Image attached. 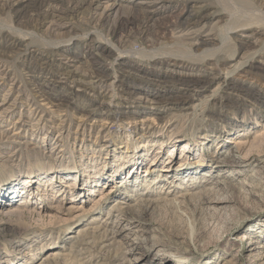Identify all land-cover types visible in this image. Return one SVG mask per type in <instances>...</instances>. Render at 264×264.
<instances>
[{
  "label": "rangeland",
  "instance_id": "374dc122",
  "mask_svg": "<svg viewBox=\"0 0 264 264\" xmlns=\"http://www.w3.org/2000/svg\"><path fill=\"white\" fill-rule=\"evenodd\" d=\"M1 1L5 2V0ZM137 1L98 0L96 7L89 10L86 6L88 4H81L77 6V11L73 12V15L67 16L65 21L68 27L54 32L46 24L21 20L0 6V101L7 97V93L10 95L8 103L16 99V109L11 112L15 119L18 115L24 114L26 117L24 120L30 121L34 118L37 121L38 117L43 115L46 125L55 127L53 130L46 128L44 143L51 141L53 143L55 138L59 137L61 144V151L59 152L58 148L55 151L58 154L50 155L48 148L42 149L44 143L40 149L37 147L44 131L38 136L36 134L31 136V132L28 131L25 137L22 135L23 137L16 142H11L0 135V264H127V257L130 256L125 252L127 247L118 240L109 247H103L102 238H99L102 236L100 233L102 229L116 230V224L124 222V211L117 206L134 204L139 198L163 197V190L161 192L159 183L150 184L153 185L151 188L145 184L132 193L128 189H123L125 185L123 182L133 174V161L127 156L129 153L119 152V145L123 146L127 143L131 151L136 144L138 151L136 156L141 154L145 156L147 153L145 160L140 162L139 159L136 175L150 180L161 168L173 173L175 168L188 166L191 167V171H197L196 176L200 177L203 175L202 171L211 168L209 174L212 173L213 179L218 178L217 172L225 166L209 167L211 164L209 157L230 149L235 150V146H239L237 148L240 157L244 156L246 159L244 173L231 178L233 183L246 177L251 171L258 176L257 173L264 170V167L260 170V166H264V107H258L250 96H241L238 93L233 95V98L238 99V102L233 104L235 106L213 103L214 99L224 100V97L232 92L228 85V81L231 80L248 88L255 87L264 97V64H260L261 61L264 62V35L254 46L248 47L241 43V35L247 33L244 29L264 26V0H194L198 1L196 3L192 0H168L170 3L164 6L166 9L159 12L157 24L146 38L152 41L147 42L137 38L134 34L136 32H133V39L122 47L119 45L122 39L119 26L123 19L132 17V9L136 7ZM199 1L200 4L210 5L211 7L208 8L216 14L205 20V23L202 21L195 28L203 27L204 33L216 34L214 35L216 38L211 46L199 45L193 48L181 42L183 40L177 37V30H173L171 24L184 11L185 5L190 3L194 6L200 5ZM113 2L117 5L106 12L105 7ZM196 6L192 9L199 11ZM93 41L109 50L103 61L108 68L105 87H102V81L92 82L95 78L91 75L87 67L89 61L83 54L86 44ZM121 52L123 56L129 57L132 63L147 67L153 70V73L155 70V72L176 73L185 67L196 73L200 70L214 74L216 72V79L204 88L200 95H194L185 106V110L171 109L172 106L168 105L159 113L146 114L139 109L127 108L134 98L125 94L118 86L121 82L117 81L120 80L118 76L123 74L119 73L117 65V54ZM73 55L78 56V61L69 62L68 59ZM169 55L182 57L185 61L169 59ZM162 56L163 58H158ZM65 63H69L70 66ZM65 68L70 72L86 75L88 88L72 84L69 78L65 79L68 82L64 85H59L55 81H44L48 77L55 78L53 74L61 77ZM142 81L146 82V80ZM135 82H137L136 78ZM134 84L137 83L128 85ZM42 91L49 93L48 96L46 95V100L39 98ZM190 93L192 96L196 92L190 91ZM54 98L60 101H55ZM49 99H52V103L48 102ZM142 100L146 103L144 98ZM101 102L116 105L122 103L127 108H123V111L138 110V112L132 116L134 118L132 124H110L108 129L102 131V138L97 139L101 123L103 127L107 120L106 115L96 110V104ZM89 104L91 105L87 106ZM5 107L3 105L2 108ZM211 110L214 112L212 113ZM214 113L222 115V120L220 121ZM231 120L236 121L238 127L227 133L229 129L227 123ZM241 122L245 123L244 128H241ZM169 123L176 124L175 128L165 131ZM204 123H208L206 126L209 129L217 128L212 136L203 138L205 133L203 131V134L196 135L193 140H187V135L191 136L192 131ZM133 124L135 128H132ZM146 125L158 126L160 129L156 130L153 136L162 134L161 136L167 141L162 145L158 141L147 142L150 136L146 133L147 129H144ZM224 125L226 128H221ZM223 130L224 134L218 132ZM124 131L130 137L123 135ZM107 133L114 136L112 143L107 142ZM217 134H220V137L216 139ZM170 135L177 137L174 139V144H169ZM118 139L122 141L121 144H118ZM199 141L204 144H199ZM185 145L188 146L187 152L182 150ZM146 148L148 151L143 150ZM99 150L101 156L96 160L98 167H95L97 165L92 159L93 156H99ZM245 155L252 156L249 158ZM154 156L156 158L153 159ZM124 159L128 162L124 169L122 165L119 167L122 170L119 176L114 175L115 171L110 172ZM151 159L154 160L155 165L151 166ZM258 159L262 163H257ZM92 163L94 166L91 167ZM198 164L200 168L197 167ZM255 164L260 165L255 166ZM75 168L76 172L71 171ZM89 168L92 171H89ZM64 171L69 172L65 174ZM28 172L35 175L42 172L50 179V185L43 190L38 181L28 182L30 178H25ZM261 177L262 184L257 191L255 190L254 196L244 195L237 189L231 191L234 204L227 208L226 221L206 209L204 206L206 197L197 193L200 190L195 185L188 191L191 195L182 204L171 203L172 195H168V200L154 201L152 207L138 218L143 222L141 239L147 241L143 250L148 252V258H143L136 264H173L177 262V258H187L188 264H222L226 258L235 253L239 254L237 264H254L250 263L254 260L249 256L245 257L244 246L232 244L231 237L245 232L251 233L249 229L260 233V228H263L264 171ZM60 179L63 182H57ZM25 181L27 183L24 184ZM128 181L125 182L127 185ZM195 181L199 180L195 179ZM94 184L95 186H92ZM175 186L180 190L179 183ZM149 189L153 191L148 193ZM123 190L125 192L121 195ZM58 191L60 195L56 194ZM123 196L125 199L122 200ZM71 205L76 206L75 210L69 208ZM12 207L18 211L12 210ZM247 224L249 228L246 230ZM97 226L99 228L94 229L95 232L91 230L93 236L77 233L79 229ZM129 231L127 229L126 233ZM259 238L261 239V235ZM54 251L58 252H55L54 258L45 256Z\"/></svg>",
  "mask_w": 264,
  "mask_h": 264
},
{
  "label": "bare ground",
  "instance_id": "6f19581e",
  "mask_svg": "<svg viewBox=\"0 0 264 264\" xmlns=\"http://www.w3.org/2000/svg\"><path fill=\"white\" fill-rule=\"evenodd\" d=\"M76 1L77 0H68V1H66V0H5V2H2L0 0V6H3L4 8H6L5 10H9L13 16L20 18L21 20L32 21L36 24H43V25L46 24V25H48L49 29H52L54 32V31H58V30H61L63 28L68 27L67 21H65V20H66L67 16L73 15V12L77 11V6H80L81 4H88L86 6H88L87 8L89 10V8H93L95 5H97L96 3L98 2V0H79V1H77L79 3H77ZM192 1H194V0H192ZM196 2H198V1H196ZM196 2L194 1V3H196ZM74 3H75V5H74ZM169 3L170 2H168V0H138L136 2V7L132 9V11H133L132 17L127 18V19H123L121 21L122 23L119 27L122 31V34L120 35L122 39H120L119 45L124 47L128 43H130L129 40L133 39V32H136L134 34L137 35V38H142L143 40H145L147 42H151L152 40L149 41L146 38H148V36L150 35L149 33L155 27V24H157L156 22L158 21L159 12L164 8L166 9V7H164V6H166V4H169ZM200 3H201V1H199V4ZM53 4H55V5H53ZM71 5H74V6H71ZM115 5H117V3H115V2L108 4L105 7V11L107 12V11L111 10L112 8H114ZM196 5L195 6L197 7V9L199 11H194L192 9L193 7H195L193 5V3L185 5L186 8L185 9L183 8L184 11L176 17L175 21H173L172 24L170 23L171 27H173V30H175V31L177 30L176 35L178 38H181L183 40V41H181L179 39L181 42H183V44H187L193 48L196 46H199V45L211 46L212 45L211 43L214 42V40L216 38V36L214 38V35H216V34L213 35V33H211V32L204 33V31L202 30L203 27H200V28H195V27L199 23H201L202 21H204V23H205V20H208L210 17H212L213 14H216V13H214V11H211L210 8H208V6H210V5H205V4H200V5L196 4ZM217 11L218 10L216 9V12ZM217 15H218V13H217ZM117 26H118V24H117ZM246 27H249V26H246ZM244 30H247L246 31L247 33L241 35V37H242L241 43L245 46H248V47L256 45V41L259 40V38L264 35V26L258 25V26L252 27L251 29L247 28ZM88 41H90V40H88ZM84 44H86V43H84ZM84 48H85V50H84L83 54L85 55V58H87V60L89 61L87 67L90 70L91 75H93V78H95V81H92V82L100 83L102 81V87H105L106 81L108 78V74H107L108 68L105 66L103 61H104L105 55L109 52V50L102 47V45H100L94 41L88 42ZM77 57L78 56L73 55L71 58L68 59V61L69 62L70 61H78ZM168 57H169V59H173V60H184V59H182V57H179V56L169 55ZM171 57H173V58H171ZM128 58L129 57H127V56H123L122 52L117 54V65L119 68L118 70H119V73H121V74L123 73L122 75L118 76V78L120 80H117V81L118 82L121 81L118 84V86H119L121 91H124L125 94H127L128 96H131V97L133 96V98H134L132 101L129 102L130 104H128V102H126L128 104L127 108L139 109L140 112H145L146 114L150 113V114L154 115L156 113H159L161 110L166 109L165 107L168 105L172 106L171 109L185 110L186 109L185 106L191 101V99H193V96L194 95H196V96L200 95V93L203 92L204 88H206L210 83H212L214 79H216V75H215L216 72L214 74L211 72H205L204 70H200V72L196 73L194 71H190L189 68H185L182 66H181L183 68L182 71L176 72V73H174L172 71L171 72L170 71L155 72L156 70L153 73V70L148 69L147 67H142L141 65H138V64H134ZM158 58H163V56L158 57ZM34 59H35V57H34ZM190 59H192V58L190 57ZM156 61H157V63H160L159 60H156ZM65 64L70 66L69 63H65ZM260 64H264V62L261 61ZM72 66H73V64H72ZM260 67H256V68L261 69ZM63 70H64V72L61 73V75H62L61 77L59 75L57 76V74L56 75L53 74V76H55V78L51 79L48 77L44 81H55V83H58L59 85H64L68 82L65 79L69 78L71 80L72 84H74V85L77 84L79 86L81 85V86H85L86 88H88L89 83L86 81V75H84V74L80 75L79 72L77 73L75 71L70 72V70H66V68ZM183 70H185V71H183ZM126 77H129V78H126ZM132 77H135L137 82H135V78H132ZM130 78H132V79L130 80ZM142 80H146V82H144ZM5 81H6V79H5ZM5 83L6 82H4V84ZM129 83H137L138 85L134 84L133 86H130V85H128ZM71 85H69V88H71ZM228 85H229V89L232 92H229L227 94V96L224 97V100L214 99L213 103L215 105L217 103L220 105H223V104H232L233 105V104L237 103L238 99L236 97L233 98V95L238 93L239 95L241 94V96L242 95L250 96V98L253 99V101L258 104V107L259 106L264 107V97H262L260 91L256 90L255 87L248 88L247 86L239 84V83L235 82L234 80L228 81ZM52 87H54V86H52ZM89 88H92V86H89ZM190 91L196 92V93L191 96ZM234 91H236V93H233ZM47 92L42 91L39 94V98L41 100H46V95L47 96L49 95V93H47ZM3 96H2V98H3ZM9 98H10V95H9V93H7V97L4 98L2 100V102L0 101V109H1L0 110V135H2L3 137H5L7 140H9L11 142H16V140L21 139L23 136L25 137V135L28 133V131L31 132V136H33L35 134L38 136V134L40 135V132L44 131L43 136L41 137V141L39 142V146H37L38 149H40L42 143L45 142L44 138L46 137V133H47V131H45V130H47L46 128H51V130H53V129H55V127H50L49 125L47 126L45 121H44L43 115H41L39 117L37 116L38 117L37 121L34 118H32L30 121L24 120L26 117H24V114H21V113H20L21 115H18L17 119L13 118L14 115H13V113L11 114V112H13V110L16 109V106H15V104H16L15 100L16 99H14V97H13L14 100H12L11 103H8V101H10ZM58 98H54V99H56L55 101H60V99H58ZM142 98H144L146 103H143L144 101L142 100ZM49 100L50 101H48V102L52 103V99H49ZM27 101H29V100H27ZM5 104H7L6 107H5ZM3 105L5 108H2ZM27 105H25V106H27ZM90 105L91 104H89L87 106H90ZM233 106H235V105H233ZM236 107H237V105H236ZM123 108H126V107L123 106L122 103H120L118 105H116L115 103L114 104H104L102 102L96 104V110L100 111L101 113L106 115L105 119H107L105 126L102 127V123H101V125H100L101 129L97 133V137H96L97 139L102 138V136H101L102 131L108 129L110 124L111 125H113V124H115V125H123V124L128 125L129 123L132 124V119H134L132 116L134 114H136V112H138V110H129V111L125 112V111H123ZM189 108H191V106ZM36 110H38V109H36ZM25 111H24V113H25ZM34 112H36V111H34ZM211 112L213 113L214 110H211ZM234 112H236V110ZM38 114H40V113H38ZM214 115H216L220 121L222 120L221 119L222 115H220L218 113H214ZM261 117H262V115H261ZM33 120H35V121L33 122ZM141 123H143V122H141ZM206 124H208V123H204V124L199 125L202 129L200 127H199L200 129L199 128L194 129L192 131L191 136L187 135L188 136L187 140H193L194 138H196L195 137L196 135H199L200 133L203 134L202 133L203 131H205L203 138L206 139V137L212 136L213 131L217 130V128H214V130L209 129V128H207ZM227 124H229V129H227V133H229L231 130L233 131L235 128L238 127V125H236L237 124L236 121L231 120ZM175 125L176 124H174V123L167 124L165 131H167L170 128L174 129ZM240 126H241V128H244L245 123L241 122ZM132 128H135V124H133ZM221 128L225 129L226 125H224ZM144 129L145 130L147 129L146 133L148 134V136H150V139H148L147 142L158 141L160 143V145H162V144H164L165 141H167L165 139V137L161 136L162 134L158 135L157 137L153 136L154 132L156 130L160 129V128L158 129V126L146 125L144 127ZM235 131H238V130H235ZM106 132H108V131H106ZM185 132H187V131H185ZM218 132H220L221 134L225 133L224 130L218 131ZM122 134L123 135L125 134V136H129L126 131H124ZM225 135H227V134H225ZM58 136H60V135H58ZM175 136H181V135H175ZM215 136L217 139L220 137V134H217ZM83 137H84V134H83ZM89 137H92V136L89 135ZM106 137L108 139L107 140L108 143H112V141H114L113 140L114 136L111 133H107ZM119 137L121 138V136H119ZM58 138H55L56 140L53 143H51L52 141L50 143H48V142L44 143L45 145L42 146V149L48 148V150H49L48 153L50 155L51 154H53V155L58 154V152L55 153L56 149H58V148L60 149L59 152L61 151V148H60L61 144L59 143L60 138H59V140H58ZM175 138H177V137H172V135H170L169 139H168L169 144H174ZM126 139H127V137H126ZM117 141L119 142L118 144L122 143V141L120 142L119 139ZM188 143H189V141H188ZM198 143L204 144V142H202V141L201 142L199 141ZM83 144H84V142H83ZM146 145H147V143H146ZM146 145L144 146V148L146 147ZM136 147L137 146L135 144L132 147L133 150L130 151L128 149L129 146L127 145V143H125V145H123V146L119 145V148H120L119 152L122 153V151H125L127 154L131 153L130 155L128 154L127 156L130 157V161H133L132 162L133 163V165H132L133 174H131L128 177L129 181L125 180L123 182L125 184L123 189H125V190L128 189V191L132 193V192L138 191V189L144 187L145 184H147L148 188H151L153 185L159 183L158 186L159 187L161 186L160 187L161 192L163 190V192H162L163 197H160L157 199H152V198L151 199L150 198H144L143 199V198H139V196H138L139 199L136 202H134V204L128 205V203H127V205H125V206H122L124 204L119 205V206H117V208L124 211V219H125L124 222L126 224L124 225L123 224L124 222L123 223H121V222L117 223L116 224L117 229L113 230V231L102 229V227H101L102 232L100 234L102 236L99 238H102L101 239L102 246L103 247H109V246L113 245L114 242H116V240H118L119 242L124 244L127 247L126 248L127 250L125 252L130 255L129 257H127L128 258L126 261L127 264H136L137 262H139V260H142L143 258H148V252L143 250V246H144V244H147V241L142 240L143 238L141 239V236L143 234L142 233L143 232L142 231L143 230V226H142L143 222H140L141 220L139 221L138 218H139V215L141 216L142 213H144L147 209H150L152 207V204L154 201H156V200H164L165 201V200H168V198H167L168 195H172L173 198L171 200V203H173L175 205L182 204L191 195V193L188 194V191L192 189L193 185H195V187L197 186L200 190V192H197V193H199L200 195L203 194L206 197V199H205L206 201L204 202L205 203L204 206L206 207V209L209 210L213 215H217L219 219H223L224 221H226L227 216H228V213L226 212L227 208L230 205L234 204V199H232V197H231V194H232L231 191L233 189H237L240 193H242L244 195L253 194V196H254L256 194L257 188L260 187L262 184L261 173L264 171L262 169V167H264L263 165L260 166V170L262 169L261 171H259L260 173L256 172L258 174V176L256 174H254V172L252 173V171H251V173L247 174L246 177H243L242 179H238L237 181H235V183L232 182L231 178L233 179L234 176L241 175L242 173H244V168H245L244 160L246 158L244 156H243V158L240 157V153L238 151L239 148H237L239 146H235V150L230 149V150H227L226 152H223L219 155L217 154V155H213V156L209 157V161L211 162L209 167H212V165H214L215 167L225 166L222 169H219V171L217 170L218 171L217 172L218 178L215 177V179H213L211 176L212 173L209 174L211 168L208 170L205 169L204 171H202L203 175L200 177V176H196L197 171H191L190 170L191 167L188 166V167H183L180 169L175 168V172H173V173H170V171L167 170L166 168H161L159 173L151 180L146 179L145 177L140 178L136 175L137 174L136 169L138 168V165L140 164L141 161L145 160L146 156H148L147 153H145V156L142 154H141V156H139V155L136 156V154L138 153V151H136ZM187 147L188 146L185 145L184 149H182V150L187 152V149H188ZM140 148H142V147H140ZM101 149H102V147H101ZM172 149L173 148H171V150ZM143 150L148 151V148L143 149ZM170 154H171V152L169 153V155ZM100 156H101V151L99 150V156L98 157L93 156L92 162L94 164H96V160H99ZM113 156H115V155H113ZM156 156H157V154H156ZM245 156L246 157L249 156V158H251L252 155H245ZM81 158H82V155H81ZM154 158H156V157L154 156L153 159ZM139 159H140V162H139ZM153 159L150 160L151 166L155 165ZM87 161H88V159H87ZM256 161H257V163L261 162L259 159ZM127 162H128V160L124 159V161H122L121 164L115 166V168L113 170H111L110 172L115 171L114 175L119 176L121 171H122V170H120L119 167L122 165L123 166L122 169H124L126 167L125 164H127ZM87 163H89V162H87ZM93 163L91 164V167L94 166ZM183 165H185V164H183ZM199 165L200 164H198L197 167H199ZM259 165L260 164H255V166H259ZM95 167H98V165ZM68 169H70V168H68ZM97 169L98 168H96V170ZM197 170H198V168H197ZM71 171L76 172L77 169L75 168ZM89 171H92V169L89 168ZM49 172H52V171H49ZM67 172H69V171H64L65 174ZM134 172H136V173H134ZM192 175H193V177H192ZM89 176H90V173L87 174L88 178H89ZM28 177L30 178L29 180H27L28 182L31 181L33 183H36L38 181V183L41 184L43 190L46 189V186L50 185V179H48L47 178L48 176H46L42 172H39V174H37V175L32 174L31 172H28V174L25 176V178H28ZM101 177H102V175H101ZM96 178H97V176H96ZM161 178H163V179H161ZM195 179H197L199 181L197 182V181H195ZM27 181H25L23 183L25 184V183H27ZM52 181H53V179L51 180V182ZM96 181H98V180L96 179ZM126 181H128L129 186L125 183ZM17 182H18V180H17ZM57 182L60 183V182H63V180L60 179ZM178 183L181 185L180 187H178L180 190H177V187L175 186ZM150 184H153V185L150 186ZM96 185H97V183H96ZM92 186H95V184ZM125 190H123L121 195L124 194ZM147 191L149 193L153 190L149 189ZM142 192L144 193V191H142ZM56 194H59V191ZM260 195L262 196V194H260ZM123 199H125L124 196H123L122 200ZM0 204H1V202H0ZM114 204H116V203H114ZM69 208H72L75 210L76 206L71 205ZM12 210L18 211V209L14 208V207H12ZM108 212H110V211H108ZM134 222H137V223L133 224ZM249 223H251V222H249ZM260 224H261V222H260ZM87 226H89V225L87 224ZM227 226H228V224H227ZM96 228H99V227L98 226L92 227V228L86 227L83 229H79L77 231V233L81 232V233H84L83 235L93 236V231ZM248 228H249V225L247 224L246 230ZM127 229L130 230L128 233H126ZM91 230H93L92 233H91ZM228 230H230V228ZM243 230H245V229H243ZM249 231L253 234L245 232L242 234L232 236L231 237V239L233 240L232 244L237 243L239 245L244 246L243 249H244L245 257L247 258L249 256L251 260H254V261H251L250 263L264 264V226H263V228H260V233H255L256 231L254 229L253 230L249 229ZM260 235H261V239L259 238ZM144 238H145V236H144ZM87 240H89V237ZM87 240H85V241L87 242ZM78 242H80V241H78ZM55 252L56 251L51 252L45 256L46 257L53 256V258H54ZM56 253H58V252H56ZM57 256H58V254H57ZM43 258H45V257H43ZM62 258H63V256H62ZM50 259H51V257H50ZM176 260H177V262H176L177 264H188L187 258H177ZM180 262H183V263H180ZM204 262H206V261H204ZM238 262H239V254L237 255L235 253V254L231 255L230 257L226 258L222 262V264H237ZM176 263H173V264H176Z\"/></svg>",
  "mask_w": 264,
  "mask_h": 264
}]
</instances>
